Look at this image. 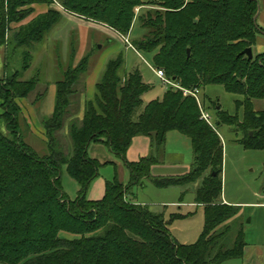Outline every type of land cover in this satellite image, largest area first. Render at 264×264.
Returning a JSON list of instances; mask_svg holds the SVG:
<instances>
[{"label":"trees","instance_id":"1","mask_svg":"<svg viewBox=\"0 0 264 264\" xmlns=\"http://www.w3.org/2000/svg\"><path fill=\"white\" fill-rule=\"evenodd\" d=\"M54 3L124 37L137 18L145 33L130 42L136 51L153 52V66L184 88L220 84L242 95L236 103L242 119L217 107L213 129L200 118L192 96L170 88L134 118L142 95L152 86L138 69L120 77L123 57L118 54L107 61L79 120L70 106L75 86L89 72L87 52L55 82L53 111L41 122L48 153L38 155L24 140L19 119L21 100L28 99L39 79L22 75L31 67L34 44L62 19L51 7ZM33 4L48 9L8 35L10 23L29 16ZM145 5L154 8L136 17L135 8ZM257 7L258 0H0V46L24 48L19 69L0 79V264H222L242 259L244 232L234 228L240 206L220 199L223 145L217 127L233 126L242 133L238 142L243 147L264 149V110L253 107L254 100L264 99V52L250 60L240 55L255 44ZM39 92L32 105L43 97ZM170 131L190 140L189 170L178 176L152 175ZM62 134L67 144L61 142ZM136 136L149 138V152L128 161L126 152ZM92 143L107 146L129 176L127 183L117 175L105 181L103 196L96 200L88 199L87 192L108 162L88 155ZM62 166L79 186L74 199L62 191ZM146 181L157 188L186 187L182 194L187 186L197 185L194 203L203 209L204 225L196 242L175 241L163 212L136 202L133 189ZM61 232L74 237H62Z\"/></svg>","mask_w":264,"mask_h":264},{"label":"rangeland","instance_id":"2","mask_svg":"<svg viewBox=\"0 0 264 264\" xmlns=\"http://www.w3.org/2000/svg\"><path fill=\"white\" fill-rule=\"evenodd\" d=\"M260 3L264 13V0H260ZM51 7L57 8L64 19L53 27L41 42L34 44L31 67L25 73V79H30L33 76H37L39 79L35 89L26 99L31 107V111H29V108L27 110L31 114L32 120L30 123L34 130L27 128V123L23 121L25 120L23 116L26 114H21L22 117L19 119V129L24 140L40 156L48 153L46 142L40 136V128H42V120L49 117L52 112L45 109L50 94L49 91L53 90L54 100L55 82L61 77V72L72 62L74 57L72 54L75 53L74 48H77L78 45L81 53H90L89 72L75 86L77 93L72 97L73 102L70 106V113H77L76 118L79 120L82 118L84 103L81 98L84 85L83 78H86L89 74L98 80L107 61L118 54L123 57V64L118 71L120 77L123 78L127 73L138 69L144 78L153 85L148 92L142 95L143 104L136 109L134 118L138 116L142 107L148 101L157 97L161 98L164 92L169 89L161 84L160 80L148 67V64L153 66V52H138L134 48H130L123 38L109 27L96 22L92 23L93 21L91 23L87 22L90 20L65 10L58 3H54ZM26 8L28 7H24V9ZM153 8L147 5L136 7L135 15L137 17L139 14H145L147 10H153ZM78 18L82 19L87 27L84 32H81L78 26V22L82 23ZM16 28H10L8 35H11L12 30ZM144 33V29L136 18L126 38L129 42L134 43L141 39ZM69 47L71 55L69 57V54H67L68 57H66ZM23 50L24 48H7L10 63L8 66L9 74L19 69ZM72 50L74 53H72ZM37 92L43 94V97L38 104L35 102L32 105L31 102L35 99L34 94ZM199 96L202 105L207 108L214 123L217 122V107L230 115H236L239 120L242 119L243 110L241 107H237L236 104L237 101L243 99L242 95L229 93L220 84H206L200 88ZM213 102L218 105L213 106ZM253 107L255 110H264V99L254 100ZM0 125L3 129V124ZM64 127V132L68 135L69 123H66ZM217 131L223 145L220 199L227 201L228 204L240 206L235 217L234 228L242 227L246 242L242 259L228 260L222 264H264V207L255 204L264 201V149L243 147L238 142L242 133L235 130L233 126L221 124L217 127ZM60 139L62 143L67 144V138L64 134L61 135ZM130 146H133L132 143ZM133 148H137L136 143H134ZM88 155L91 158L96 157L101 164L109 159L113 162L100 167L98 177L92 181L88 189L87 198L90 191H101V185L112 179L114 175H117L121 182L127 183L129 176L125 166L120 159L110 152L107 146L92 143L88 149ZM161 159L171 160L172 166L178 169L177 173L187 170L192 161V148L189 138L177 131H170L165 141L164 153L161 154ZM60 180L62 191L66 197L74 199L79 186L68 175L65 166L60 169ZM196 186H187L188 191L182 194L186 187L157 188L146 181L144 187H135L133 191L136 201L146 204L153 212H163L164 219L168 222L169 232L175 241L182 244H191L197 241L204 225L203 209L194 203L193 190ZM98 197H101V194ZM175 214H180L181 217H172ZM60 235L66 238L74 237L66 232H61Z\"/></svg>","mask_w":264,"mask_h":264},{"label":"crops","instance_id":"3","mask_svg":"<svg viewBox=\"0 0 264 264\" xmlns=\"http://www.w3.org/2000/svg\"><path fill=\"white\" fill-rule=\"evenodd\" d=\"M258 6H259V11H258V13L256 15V24H257V27H258V33L256 35L255 44L251 47L253 54L254 53L264 52V13H263V8H262V5L260 3V0H258ZM31 7L33 9V12L28 17L24 18L20 22H17V23H13L12 22V23H10V28H13V27L16 28L19 25L25 24L28 21H30L33 17H35L36 15H38L40 13H44L48 9V7L45 4H33V5H31ZM69 16L74 17L72 15H69ZM63 19L64 18L62 16L61 20H63ZM78 19L82 22V19H80V18H78ZM87 22L91 23V21H87ZM82 23L78 22V24H79L78 26L80 27L81 32H84V30L87 29V27L84 25L85 24L84 22H82ZM92 23H94V22H92ZM82 35H84V34L82 33ZM68 51H70V52H68ZM74 51H75V53H74ZM74 51H73V53H74L73 54L74 55L73 60H72V62H70L72 66H75L78 63V61L81 59V57L84 55L83 53H81V49H80L79 45H78L77 48H74ZM67 54H69V57H70V55H71L70 47L67 50L66 57H68ZM9 65H10V63H9V59H8L7 46L1 45L0 46V79L4 78L7 74H9L8 73V66ZM28 70H30V68ZM27 71H25L23 73L22 79H25V73ZM141 75H142V79H143V81L145 83H148L151 86H153L150 83V81H147L144 78L142 73H141ZM83 81H84V90H83L81 98H82V100L84 102L86 99L91 98L93 96V94H94V86H95V83L97 82V79L95 77L93 78L91 75L88 74V76H86V78H83ZM49 93L50 94L48 96V101H47V105L45 106V109L48 112H51V111H53V108H54V100H55V98L53 100V90L52 89L49 91ZM157 98H160V97H157ZM28 108H29V111H31V107H30L29 103L26 102V100H21V112H22V114L23 113L26 114L25 116H23L25 118V120H23V121L27 123V128H29V129L31 128L30 130H34L32 125H31V123H30L32 118H31L30 112L27 110ZM1 112H2V109L0 107V113ZM168 133H167V135H168ZM167 135H166V138H167ZM40 136H41V139L44 141L42 128H40ZM131 143H132L133 146L132 147L129 146V148H128L127 152H126V159L128 161H136L140 157L145 156V155L148 154L149 148H150L149 147L150 146V142H149V138L148 137H146V136H136V137H134L132 139ZM134 143H136V145H137L136 149L133 148L134 147ZM89 147H90V145H89ZM89 147H88V149H89ZM94 158L97 159L96 157H94ZM105 162L109 163V162H113V161L109 159L108 161H105ZM105 162H103V163H105ZM175 162H177V161H175ZM171 163H172V161L169 160V159H167V160L162 159L160 164L152 166V168H151L152 175H155V176H178V175H182V174L188 172V170H189V168H188L184 172L180 171V173H177L178 169L175 166H172ZM103 193H104V185H101V191H96V192H93V191L91 192L90 191L88 193V194H90L88 196V199H92V200L100 199L103 196ZM100 194H101V197H98ZM134 199L136 200V196L134 197ZM136 202L139 203L138 201H136ZM223 202L227 203V201H225V200H223ZM255 204L259 205L261 207H264V201L263 202H259V203H255Z\"/></svg>","mask_w":264,"mask_h":264},{"label":"built area","instance_id":"4","mask_svg":"<svg viewBox=\"0 0 264 264\" xmlns=\"http://www.w3.org/2000/svg\"><path fill=\"white\" fill-rule=\"evenodd\" d=\"M121 37L127 43V46H129L130 48H133V46L130 44V42L127 40L126 37H124V36H121ZM148 67L151 70V72L160 80L161 84L164 87L170 88L173 90H180L183 93V95L192 96L195 99L197 106L199 108L200 118L202 120H204L208 125H210V127L215 129V123L212 121V117H211L210 113L207 110H205L204 106L202 105L201 98L199 96V89H197V88H195V89L184 88L178 82L167 77L162 69L155 68L154 66H151L150 64H148Z\"/></svg>","mask_w":264,"mask_h":264},{"label":"water","instance_id":"5","mask_svg":"<svg viewBox=\"0 0 264 264\" xmlns=\"http://www.w3.org/2000/svg\"><path fill=\"white\" fill-rule=\"evenodd\" d=\"M258 11H259V6L257 7V12H256V14L253 17V23H254V25L256 26L257 29H258V27H257V24H256V15H257ZM187 52H189V50H187ZM240 55H244V56L247 57V59L250 60L253 57L252 48L251 47H247V48L243 49L240 52Z\"/></svg>","mask_w":264,"mask_h":264}]
</instances>
